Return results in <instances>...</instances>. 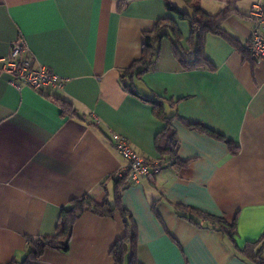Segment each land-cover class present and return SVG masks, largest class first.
I'll use <instances>...</instances> for the list:
<instances>
[{
  "label": "crops",
  "instance_id": "1",
  "mask_svg": "<svg viewBox=\"0 0 264 264\" xmlns=\"http://www.w3.org/2000/svg\"><path fill=\"white\" fill-rule=\"evenodd\" d=\"M170 1L191 13L185 1L186 8ZM255 2L200 5L212 15L235 8L223 27L246 47ZM165 5L128 0L120 13L113 0H0V59L20 40L37 63L67 79L61 90L37 92L14 83L0 66V264L23 263L29 240L54 235L73 201L89 197L114 205L112 177L129 162L112 134L126 137L152 167L166 160L155 146L165 124L121 82L142 55L143 34L159 20H173L189 50L188 22ZM205 54L214 71H184L166 39L149 72L133 81L141 94L177 103L167 114L180 118L173 126L185 164L172 161L122 191V207L137 228L140 264H252L238 250L264 236V61L253 68L215 35L207 36ZM55 98L71 103L75 116L64 114ZM183 121L202 124L238 152ZM178 206L189 209L187 217ZM193 212L237 222L238 250L218 226ZM125 234L119 214L89 211L75 224L68 252L49 250L33 264H114L111 250Z\"/></svg>",
  "mask_w": 264,
  "mask_h": 264
},
{
  "label": "trees",
  "instance_id": "2",
  "mask_svg": "<svg viewBox=\"0 0 264 264\" xmlns=\"http://www.w3.org/2000/svg\"><path fill=\"white\" fill-rule=\"evenodd\" d=\"M113 1L116 3L117 10L120 13L125 10L128 4V0ZM184 1L191 10V13L182 11L170 0H165V6L167 11L177 14L181 20L188 22L190 27V38L187 41L189 50H185L183 47L184 38L176 23L171 19H162L155 24L151 31L143 34L141 57L134 61L128 69L122 72L121 82L127 93L142 102L151 105L154 116L165 124V128L157 135L155 140L157 151L166 158L165 161L157 164L161 169L170 165L172 161H175V164L179 166L185 165L178 158L179 143L176 138V130L173 126V122L176 119L180 120V118L177 114L172 116L167 114V106L176 109L177 103L166 101L155 94H141L135 89L133 81L135 78L141 77L149 72L150 68L158 60L162 42L166 39L170 41L172 55L177 59L184 71H193L197 69L215 70L205 54V43L208 35H215L224 39L239 54H241L244 60L249 62L253 68L258 62L249 50L250 41L245 47L223 27V22L236 13L235 8L227 6L219 13L212 15L203 11L200 5V0ZM53 101L61 106L64 114L68 113L69 115L75 116L76 112L71 103L59 98H55ZM184 123L191 129L224 140L229 145L232 154L235 155L238 152V148L235 147L230 140L212 132L202 124L190 122ZM120 173L121 172H118L112 177V180L115 183V203L113 206L109 203L99 205L89 197L73 201L69 208L62 211L59 225L54 235L40 237L37 240H29V253L26 260L21 264H33L49 250L68 252L75 224L84 213L89 211L99 217L115 218L117 214L121 216L125 225L126 234L125 237L120 239L111 250L114 264H140L137 259V228L133 222L132 216L122 207L121 204L122 191L132 185L133 182L130 180L129 171H123L121 177L119 176ZM177 208L181 209L180 211L184 213V217H187L186 215L189 214L188 208L180 206ZM193 213L204 221L211 222V224L218 226L228 235L234 243L235 248L238 250L235 242V237L237 235V222L229 224L224 219L216 218L209 214L201 212ZM263 241L264 236L260 241L256 243H248L243 250L238 251L240 255L250 263L264 264Z\"/></svg>",
  "mask_w": 264,
  "mask_h": 264
},
{
  "label": "built area",
  "instance_id": "3",
  "mask_svg": "<svg viewBox=\"0 0 264 264\" xmlns=\"http://www.w3.org/2000/svg\"><path fill=\"white\" fill-rule=\"evenodd\" d=\"M250 16L254 22V30L249 50L255 59L264 61V0H256ZM0 66L2 71L12 76L14 83L37 92L48 88L61 90L67 82L66 78L56 74L50 67L37 63L20 40L11 46L8 56L0 59ZM111 140L117 151L128 160L129 164L125 171H129L133 183L139 182L142 178L152 179L154 173L161 169L157 165L152 167L141 157L126 137L112 134ZM119 176H122V172Z\"/></svg>",
  "mask_w": 264,
  "mask_h": 264
},
{
  "label": "rangeland",
  "instance_id": "4",
  "mask_svg": "<svg viewBox=\"0 0 264 264\" xmlns=\"http://www.w3.org/2000/svg\"><path fill=\"white\" fill-rule=\"evenodd\" d=\"M180 2H181V4H182V6L184 7V8H186V6L184 5V0H180ZM182 7V8H183ZM112 199V198H111ZM111 202H112V200H111Z\"/></svg>",
  "mask_w": 264,
  "mask_h": 264
}]
</instances>
